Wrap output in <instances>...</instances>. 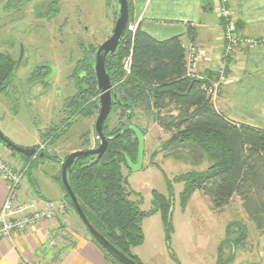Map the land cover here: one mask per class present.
<instances>
[{"label":"rangeland","instance_id":"obj_1","mask_svg":"<svg viewBox=\"0 0 264 264\" xmlns=\"http://www.w3.org/2000/svg\"><path fill=\"white\" fill-rule=\"evenodd\" d=\"M118 10L117 0H0V54L17 66L24 49L22 62L11 75L7 90L0 94V131L9 141L23 148L46 143V153L61 164L75 151L98 146L94 126L99 96L91 99L97 102L92 115L84 117L77 108L97 49L113 34ZM135 25L131 20L129 26ZM124 62L122 73L127 78ZM135 113L136 118L129 122L121 109H115L106 129L110 136L132 124L146 133L142 169H122L130 199L140 201L141 210L149 213L142 222L144 242L132 254L142 264H264V231L255 228L238 197L220 211L199 191L182 204L184 184L176 179L206 172L212 165L209 158L191 142L166 147L175 130L164 129L139 108ZM52 133H56L53 143L42 141L41 134L49 138ZM0 157L14 170L28 165L2 142ZM44 163L46 171L56 164L60 168L57 162L44 159L36 162L31 172ZM29 172L30 168L25 180ZM171 189L174 209L168 236L161 214L152 211L154 193L171 197ZM70 214L78 222L77 229L89 236L72 208L64 219ZM231 223L235 225L230 227ZM238 225L245 227L248 235L246 242L236 247L233 242L242 234ZM229 227L231 237L227 236Z\"/></svg>","mask_w":264,"mask_h":264},{"label":"trees","instance_id":"obj_2","mask_svg":"<svg viewBox=\"0 0 264 264\" xmlns=\"http://www.w3.org/2000/svg\"><path fill=\"white\" fill-rule=\"evenodd\" d=\"M128 3L130 22L132 0H128ZM209 7L210 0H204L203 10H208ZM130 55L131 73L124 78L122 62ZM106 68L121 101V105L114 106L112 113L115 109H121L131 122L136 118L135 111L139 108L152 116L164 129L175 130L166 147L191 142L211 161L212 165L206 172H191L176 179L184 184L182 204L186 205L192 195L199 191L210 200L214 210L220 211L234 197H238L255 228L259 232L264 231V130L232 122L215 108L204 90L214 80L215 72L202 74L204 79L188 76L186 50L180 37L158 41L140 28L135 35L126 33L116 53L107 59ZM15 70L13 59L0 54V94L7 90L9 79ZM84 83L86 88L83 89L77 110L82 116L88 117L97 108V102L92 103L91 99L99 96L93 65ZM171 106L174 110L166 113ZM108 120L104 133L107 138L113 139L109 141L104 157L98 162H92L90 158L76 161L71 168L70 182L94 228L118 250L137 264H142L132 254V250L144 242L142 222L149 213L141 210L140 201L130 199L128 180L122 173L123 166H127V159L131 162L137 159L138 140L130 129L132 124L108 136ZM41 135L43 142L49 139V144L56 138V133H52L49 138L45 134ZM6 147L15 152L7 145ZM37 148L38 146L35 147L36 150ZM42 154L43 158L40 157L41 154L37 158L19 155L30 165V170L36 162L44 159L61 165L59 160L46 151ZM56 182L65 192L61 172L58 173ZM154 199L155 208L152 212L161 214L169 236L174 209L172 189L171 197L154 193ZM65 201L76 213L66 196ZM76 215L78 216L77 213ZM79 220L81 221L80 218ZM231 225L235 223H231L230 227ZM83 226L85 227L84 224ZM230 227L227 230L228 237L232 236ZM238 227L242 234L233 242L236 247L245 243L248 235L245 227ZM86 231L89 233L87 228ZM89 236L108 261L121 264L90 233Z\"/></svg>","mask_w":264,"mask_h":264},{"label":"crops","instance_id":"obj_3","mask_svg":"<svg viewBox=\"0 0 264 264\" xmlns=\"http://www.w3.org/2000/svg\"><path fill=\"white\" fill-rule=\"evenodd\" d=\"M132 0V20L158 41L180 37L187 51L194 45L205 52L197 62L201 74H213L224 51V30L218 10L221 0ZM236 29L245 38L264 40V0H228ZM229 83L223 86L216 109L230 121L264 130V42L253 47L240 44L229 59ZM38 145V144H37ZM36 145V146H37ZM30 148V147H27ZM30 170L20 202L32 201L41 208L47 201H65V192L56 182L59 167L50 171ZM7 196V186L0 177V211ZM59 227L71 232L72 243L51 248L49 241ZM78 228L70 214L64 220H46L13 240H0V264H112L101 250Z\"/></svg>","mask_w":264,"mask_h":264},{"label":"built area","instance_id":"obj_4","mask_svg":"<svg viewBox=\"0 0 264 264\" xmlns=\"http://www.w3.org/2000/svg\"><path fill=\"white\" fill-rule=\"evenodd\" d=\"M218 14L223 25L225 48L214 70V80L204 87L214 106H216V102L221 95L223 86L229 83V59L236 48L242 43L257 47L260 43L264 42V40L245 38L238 32L228 5V0H221ZM137 28L138 24L135 25V28L129 26L128 31L135 35ZM203 55H205V52L200 48L194 45L189 47L186 58L188 76L204 79L205 76L197 71V62L201 60ZM131 57V55L127 57L124 62L125 71L129 75L132 64ZM46 147V143L39 145L34 158H37L42 152L46 151ZM29 168L30 165L25 164L20 170H14L0 157V177L7 186V196L0 211V240L7 239L12 241L15 233L24 232L46 220H63L65 214L71 209V206L66 201H47L41 208L38 207L37 203L32 201L21 203L19 199ZM60 240L70 245L72 243L71 232L64 227H59L54 237L50 239L49 246L51 248L58 246Z\"/></svg>","mask_w":264,"mask_h":264},{"label":"water","instance_id":"obj_5","mask_svg":"<svg viewBox=\"0 0 264 264\" xmlns=\"http://www.w3.org/2000/svg\"><path fill=\"white\" fill-rule=\"evenodd\" d=\"M118 4V16L114 26L112 36L105 41L98 49L95 55L93 70L95 73L96 81H97V90L99 91V103H100V111L99 115L96 119L94 126V133L99 140V145L95 149L92 150H82L75 151L71 153L64 162L60 165V172L62 183L65 188V196L71 204L73 205L74 210L78 214L79 218L88 229L91 236L94 240L114 259H116L121 264H137L130 257L125 255L123 252L118 250L115 246H113L103 235H101L94 226L89 222L86 217L81 203L79 202L76 194L73 191L71 182H70V173L73 164L83 158H90L92 162L100 161L109 146V141L113 138H107L104 133L105 123L108 120L109 116L112 113V110L115 105H121V101L118 98V95L115 93V87L111 81L110 74L107 72L106 62L107 59L116 53L123 37L128 32L129 20H130V12H129V3L128 0H117ZM24 56V49L21 48V55L18 60L16 69L19 67L22 62ZM83 74L81 77H83ZM131 131L135 134L138 140V153L137 159L135 162H131L127 159V166L131 172H137L143 167V158H144V150H145V135L144 133L137 128L136 126L130 127ZM116 136L115 138H118ZM0 140L5 143L9 148L13 149L15 152L24 155L25 157H34L37 153L35 148H23L16 146L11 141H9L0 131ZM41 158L44 157V154L40 155Z\"/></svg>","mask_w":264,"mask_h":264},{"label":"flooded vegetation","instance_id":"obj_6","mask_svg":"<svg viewBox=\"0 0 264 264\" xmlns=\"http://www.w3.org/2000/svg\"><path fill=\"white\" fill-rule=\"evenodd\" d=\"M99 145V144H98ZM98 147V146H97Z\"/></svg>","mask_w":264,"mask_h":264}]
</instances>
